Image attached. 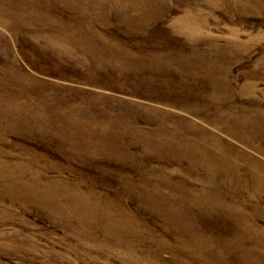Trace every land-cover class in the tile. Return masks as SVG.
Returning <instances> with one entry per match:
<instances>
[{"label":"rangeland","instance_id":"1","mask_svg":"<svg viewBox=\"0 0 264 264\" xmlns=\"http://www.w3.org/2000/svg\"><path fill=\"white\" fill-rule=\"evenodd\" d=\"M80 5L103 13L88 14L91 29L86 32L60 34L46 29L47 17L60 25L73 24L70 14L51 2L0 0V10L10 8L12 20L18 19L14 13L19 6L44 15L31 20L36 28L15 33L0 28V45L10 43L16 57L14 62L0 50V112L5 110L0 116L4 135L0 142L9 155L5 159L20 162L29 150L43 165L63 167L62 173L50 170L43 176L84 180L85 186L93 184L107 194H116L127 181L135 182L159 193L158 199L167 200L168 206L183 209L190 221L197 217L199 234L214 235L220 243L243 234L238 213L257 224V237L264 234V192L226 189L223 202L231 206L247 198L248 203L235 206L237 210L216 204L206 171L193 168L181 153L183 145L177 139L185 136L170 129L179 125L178 117H186L217 131L205 114L187 109L191 114H186L182 106L206 103L213 77L220 72L239 110L260 109L264 114V0H82ZM51 37L61 38V44L52 46ZM200 65L208 71L194 74L192 69ZM247 85L255 86L257 93H247ZM22 115L29 129L18 124ZM62 129L100 145L99 157L91 152L88 158L82 148L67 147ZM218 132L226 139L223 131ZM169 133L175 134L170 143L158 138ZM104 147L125 151L128 157H101ZM26 167V174L20 175L24 180L30 177L31 167ZM156 182L171 184L174 193ZM197 189L205 190L206 196L200 198ZM134 191L124 190L128 195ZM195 196L198 204L189 206L188 199ZM130 204L137 213L152 217L151 206L135 205L133 200ZM20 209V203L11 199L0 206V240L3 231L12 238L0 249V264H86L88 258H93L92 264H124L113 253L90 245L78 251L76 241L64 239V230L42 211ZM240 257L235 252L230 263L237 264Z\"/></svg>","mask_w":264,"mask_h":264},{"label":"bare ground","instance_id":"2","mask_svg":"<svg viewBox=\"0 0 264 264\" xmlns=\"http://www.w3.org/2000/svg\"><path fill=\"white\" fill-rule=\"evenodd\" d=\"M39 1L51 2L65 13L70 14L73 25H60L52 19L46 18L48 22L44 23L46 29L54 33L86 32L91 29V26L86 24L88 14L103 13L95 8L80 5L82 0ZM21 8L22 6H19L17 8L19 12L14 13V16L18 17L14 20L10 18L12 15V12L9 11L10 8L4 9V11L0 10V28L2 30H10L15 33L23 29L27 30L30 26L36 28L31 23L33 17L39 15L44 17L43 14H40L41 12L33 13L30 9L26 11L25 7ZM0 34H2L1 30ZM84 38L87 39V36ZM50 42L52 46L60 45L61 38L57 40L51 37ZM100 44L102 43L100 42ZM0 46H2L0 50L9 54L15 62L16 57L12 53L13 48L10 43L6 42ZM150 60L158 61V58ZM13 61L11 62L14 63ZM192 70H194V74L200 73V75L208 71L205 65H200ZM221 74L220 72L218 77H213V89L210 91L206 103L202 104L201 102L198 106L191 104V107L182 106V110L186 114H191L190 112L205 114L209 118L206 121L211 125V128H216L217 131L206 129L186 117H178L176 120L179 121L180 126L174 124L170 126V129L172 131L178 129L185 136L177 139L183 145L181 153L188 158L193 168L206 171L209 183L214 185L212 187L215 190V203L219 206H226L230 210H237L235 206L248 203L247 198L242 199L239 203L233 202L230 206V203L221 200L226 189L242 192L250 187L253 192L257 191L255 194L264 192V114L260 113V109L258 112L239 110L233 101L234 96L224 83ZM215 78L217 81L214 80ZM244 89L247 93L249 91L253 94L257 93L256 87L252 85H247ZM262 93L264 97V91ZM185 102L189 104L190 100ZM128 108L135 109L130 106ZM210 109L214 111L213 115ZM4 112L5 110H2L0 116ZM18 122L19 125L27 129L30 128L26 116L23 120L22 115ZM158 124H161L160 121ZM181 128L184 131L181 132ZM220 130L224 132L227 140L221 137L218 132ZM64 131L66 130H59L63 134L62 137L67 138L65 142L67 147L70 149L82 148L83 154L88 158L92 157L89 154L91 152L97 153L98 155L93 156L99 157L100 145H91L86 141L85 135H79L76 131H68V133ZM171 133L159 135L158 138L162 141L172 140L175 134L171 135ZM174 133L177 132L174 131ZM158 138L157 142L161 141ZM0 141H4V135L1 133ZM1 142L0 206H4L6 201L11 199L20 203L22 207L20 210L37 209L42 211L50 222H54L64 230V239L70 237L76 241L78 251L80 247L90 245L107 253H113L124 264H231L230 256L238 252L241 260L237 264H264V234L260 232L257 237L260 228H256L257 224L252 221L251 217L236 213L238 225L243 229L241 232H246L247 237L242 236L243 232L239 237L220 243L214 238V235L211 238L199 234L201 227L197 222V217H195L196 221L191 218L192 223L190 218L183 214V209L168 206L167 200L158 199L160 194L156 191L153 192L152 189L138 187L135 182L127 181L116 194H107L100 192L93 184L85 186L84 180L78 182L67 178L43 176L50 170L62 173L63 167L43 165L44 163H40L39 159L35 158L29 150L28 153L21 155L20 162L15 158L12 161L5 159V155H9ZM104 148L101 157H114V155L115 158L128 157L125 151ZM22 161L31 167L28 174L30 177L27 180L20 177L27 172L26 164H21ZM241 169L244 170L243 173ZM242 175L248 176L249 180ZM156 183L158 186L167 188L168 193H174L171 190L173 187L171 184ZM177 188L183 191L180 186ZM125 189L135 191L133 195H128L124 192ZM196 194L202 198V196H206L207 192L197 189ZM130 200H133L135 205L151 206L152 217L148 218L145 213H137L131 209L129 207ZM192 200V198L188 199L189 206L198 204L197 196L193 203ZM1 219H3V215ZM158 222L159 228L157 227ZM251 231L252 235L249 234ZM261 233L263 236H260ZM166 234H170V237L168 238ZM11 242V233L3 231L0 249H5V246ZM164 251L170 254L163 256ZM70 252L74 254V250L70 249ZM228 254L230 255L228 256ZM91 259L93 258H88L89 262L86 264H92Z\"/></svg>","mask_w":264,"mask_h":264}]
</instances>
